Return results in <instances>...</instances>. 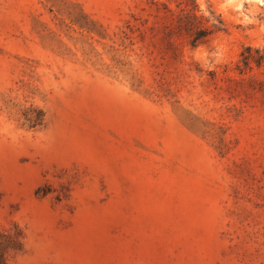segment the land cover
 <instances>
[{"label":"rangeland","instance_id":"1","mask_svg":"<svg viewBox=\"0 0 264 264\" xmlns=\"http://www.w3.org/2000/svg\"><path fill=\"white\" fill-rule=\"evenodd\" d=\"M191 9L223 23L195 47ZM246 46L264 51V0H0L6 264H264Z\"/></svg>","mask_w":264,"mask_h":264},{"label":"trees","instance_id":"2","mask_svg":"<svg viewBox=\"0 0 264 264\" xmlns=\"http://www.w3.org/2000/svg\"><path fill=\"white\" fill-rule=\"evenodd\" d=\"M207 22V18H204L203 15H199L194 9H191L179 14L177 27L180 32L188 34L191 46L195 47L198 44L207 41L216 31L223 29V23L220 19H218V23L208 24ZM252 61L257 65H264V51L261 52L259 48L253 49L251 46H246L241 52L242 68L239 67V69L241 70L248 67ZM1 235L4 236L3 234ZM0 264H6L3 247L1 246Z\"/></svg>","mask_w":264,"mask_h":264}]
</instances>
